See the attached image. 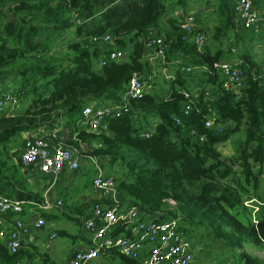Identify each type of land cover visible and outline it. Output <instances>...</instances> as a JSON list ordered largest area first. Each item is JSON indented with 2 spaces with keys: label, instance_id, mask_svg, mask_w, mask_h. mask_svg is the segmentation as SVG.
<instances>
[{
  "label": "trees",
  "instance_id": "trees-1",
  "mask_svg": "<svg viewBox=\"0 0 264 264\" xmlns=\"http://www.w3.org/2000/svg\"><path fill=\"white\" fill-rule=\"evenodd\" d=\"M185 3L0 0V83L17 88L19 103L22 99L27 103L25 109L12 115H0V145L24 132L42 129L44 134H52L62 125L65 130L58 131L57 140L68 130L67 141L63 142L82 155L123 167L121 178L114 179V183L129 205L138 206L147 214L161 212L165 219L180 217L183 234V225L196 223L232 250L246 244L264 246V196L259 192L261 172L255 167L264 163V87L254 77L260 73L259 68H254L247 55H242L243 86L238 94L221 89L217 75H210L206 80L210 100L204 101L205 91H200L199 102L186 116L183 109L187 100L181 90H188L187 82L177 70L165 97L157 102L148 92L140 99H129V112L107 120L106 132H87L79 124L85 106L121 103L131 78L145 71L143 43L154 29L168 45L167 55H177L184 67L209 68L223 60L228 49L223 50L219 44L231 39V31L236 38L230 2L217 6V26L213 25L211 40L201 50L192 42L180 40L183 33L175 26L172 15L165 18L166 26L160 27L163 16ZM194 16L198 21L202 14ZM200 31L196 29L195 33ZM70 33L74 39L66 44L67 52L55 57L59 42ZM104 34L112 37L111 45H93L87 39ZM125 47L131 48L126 61L108 59L110 52L124 51ZM50 51L54 52L49 55ZM102 62L104 65L100 66ZM175 85L181 89L175 90ZM208 114L213 115L209 129L204 127ZM146 116L156 119L147 129L142 127ZM175 117L181 118L179 125L174 123ZM241 128L244 135L236 143L233 155L223 158L217 145L228 141ZM144 133L149 136L143 137ZM78 143H86L88 152H83ZM14 186L0 178L1 195L42 201L19 186L11 189ZM252 197L260 203L256 224L252 209L243 206ZM168 200L174 203L172 210L166 208ZM2 216L8 219L13 214ZM241 254L245 264H263L245 252ZM112 256L121 264H139L116 253ZM25 257L31 259L32 255L22 245L11 255L0 243V264H19ZM42 258V264H52L46 256Z\"/></svg>",
  "mask_w": 264,
  "mask_h": 264
},
{
  "label": "built area",
  "instance_id": "built-area-1",
  "mask_svg": "<svg viewBox=\"0 0 264 264\" xmlns=\"http://www.w3.org/2000/svg\"><path fill=\"white\" fill-rule=\"evenodd\" d=\"M231 11L235 19V26L240 30H261L264 27V14L257 13L256 3L264 0H230ZM173 15V14H172ZM194 12L178 10L172 18L175 26L183 33L182 42H192L197 49H201L206 42L202 33H195L197 24ZM93 45H111L113 42L109 34L87 38ZM144 52L142 61L145 71L139 78L132 77L127 85V91L122 97L120 104L109 106H98L89 104L81 111L80 125L87 132L102 133L108 129L107 120L120 118L127 114L128 100L140 99L149 92L151 81L155 72L165 80H173L175 71L179 70L184 77L195 73L203 74L206 79L210 75H217L220 88L238 94L243 86V70L240 68L245 62L235 54L238 52L234 45L228 48V54L237 57L235 62L218 61L209 68L206 67H184L179 57L174 53L167 55L168 45L158 30H152L143 43ZM131 48L129 47L130 51ZM256 58L264 53L262 48L255 49L253 45L250 53L255 51ZM58 51V49H55ZM54 51H50L51 55ZM249 56V55H247ZM128 53L122 50H114L109 53L110 61L124 62ZM250 59V58H249ZM251 60V59H250ZM256 63V60H251ZM102 62L100 66H103ZM259 74H255L264 87V57L257 63ZM194 71V72H193ZM193 72V73H192ZM192 73V74H191ZM9 84L0 83V115H12L19 104L17 88H7ZM203 100H210L209 88L206 86ZM200 89H182L181 93L187 100L183 114L186 116L196 107L201 95ZM198 110V109H197ZM200 110V109H199ZM174 123L179 125L181 118L175 117ZM213 126V115L208 114L204 119V127L209 129ZM61 130V129H60ZM59 128L52 134H44V131L34 130L24 132L25 137L19 150V159L23 169L31 168V172L49 180L46 192L50 191L57 179L64 173H74L84 166V161L89 162L95 170L91 179V188L98 192L104 201H92L86 198L85 209L78 216L79 224L83 230L86 245L82 248H73L70 251L69 264H94L101 258H110L116 253L125 259L135 261L139 264H194L195 249L185 240L180 231V217L163 218L161 212L153 214L144 213L138 206L129 205L123 195L116 189L114 179L105 173L104 165L108 161L97 157L82 155L72 146L65 145L63 141L57 140ZM151 129L149 130V132ZM148 137V133L142 134ZM202 141L203 138L200 137ZM173 206V202L167 201ZM256 203V206L253 205ZM259 202L247 199L243 206L252 209V220L256 224L255 213L258 211ZM25 206H33L46 210L50 204L45 199L42 203L35 201H23L15 198L5 197L0 194V216L8 213L17 216ZM62 206V200L58 199L56 207ZM37 228L45 226V220L39 217L35 223ZM26 230L22 222L15 218L11 223L2 225L0 221V243L7 249L8 253L14 255L21 248V242ZM55 239L56 234L52 233Z\"/></svg>",
  "mask_w": 264,
  "mask_h": 264
},
{
  "label": "crops",
  "instance_id": "crops-1",
  "mask_svg": "<svg viewBox=\"0 0 264 264\" xmlns=\"http://www.w3.org/2000/svg\"><path fill=\"white\" fill-rule=\"evenodd\" d=\"M229 2L230 4H232L230 0ZM256 6H257V13L259 15L264 14V4L261 1H258L256 3ZM199 13H201V11L200 9H197L196 14ZM210 19H216V15L215 14L212 15ZM212 23L217 25L215 21H212ZM196 24H197V29L201 30L200 32L204 33V36L207 39V42L209 43V41L211 40L210 37L213 34V29H209L207 25H204V27L199 28V20L196 21ZM257 28H261V30L258 29L255 30L263 33L264 36V27L259 26ZM247 32L249 31L240 30L235 26V30H234V33L236 34V38L234 37L235 44L241 45L242 48L244 49H245L244 44L249 43ZM261 41H264V37L261 39ZM232 45L233 43L229 44L230 47ZM237 57L245 60L244 56L242 57V55ZM237 57L231 56L230 54L226 53V55H224L222 58L223 60L220 61L235 62L237 60ZM194 87L195 86H193L192 88L194 89ZM155 122L156 119H154L153 123ZM153 123L151 124V127L153 126ZM65 133L69 134L67 130L65 131ZM24 137H25V133H20L18 135L13 136L8 141V143H4L0 145V178L2 179L3 183H6L7 181L14 183L15 186L12 188L10 187L11 189H15L16 187L19 186L18 189H23L25 193H33L34 195H37L39 199L42 200L39 203H42L43 200L45 199L46 201L49 202L50 207L46 210H41L33 206H25L22 212L17 216H12L11 218L7 219L1 215L0 221L2 222L3 226H6V224L11 223L15 218H17L22 222L23 227L26 230V234L23 236L21 245L22 248L27 249L30 252L32 258L29 259L25 257L22 261L19 262V264H26L24 263V261H27V264H32V263L42 264L41 263L43 259L42 258L43 255L41 254L42 250L50 251V255L48 253H44V254H48V256L46 257L49 259V261L52 264H69L70 251L73 248H77V247L82 248L85 247L86 245L84 233L82 234L83 231L81 232L82 228L78 220V216L85 209V205H84L85 199L90 198L92 201L95 202L98 200L100 202L104 201V199L100 197L101 195L98 192H95L92 188H91V193L89 195L83 196V199L82 196L78 197L77 194H74L75 193L74 189L76 188V186H78L77 176L91 175V179H92L94 177L95 170L90 165V163L86 161L84 162V166L77 172L74 173L64 172L57 179L55 186L50 191L46 192V189L49 185V180L45 177H40L38 174L34 175L31 172V168L23 169L21 166V162L19 159V150L23 143ZM64 144L67 146H71L68 143H64ZM78 145L83 152L85 153L88 152L89 147L86 143H78ZM222 157L226 158L225 156ZM104 169L106 173L108 171L106 165H104ZM113 170L114 172L116 171V169ZM259 192H261L260 188H259ZM58 199L62 200V206L60 207H56V202ZM81 199H82V204H78V201H80ZM249 199L258 201L254 197ZM68 211H72L74 214L70 215ZM47 216L50 217L49 220H46ZM39 217L44 218L45 220L44 227L37 228L35 226V223ZM63 221L66 223H63ZM68 222L76 223V226L79 228L78 234L70 235V233L68 232ZM52 233L56 234L55 239L51 238ZM61 236L63 238H67L70 241L67 243L65 242L60 244L59 238H61ZM224 244L226 243L224 242ZM200 247L201 245L194 247V249L196 250L194 256L195 258L194 264H201L199 263V260L197 258V254L200 251ZM228 248L231 250L229 246ZM241 250H243L246 254L257 258L264 264V246L246 244L244 245L243 248L236 249V251L238 252H240ZM58 251L62 252V257H60L59 260H57L55 257ZM111 259H116V258L114 256L110 258H101L96 260L95 262L97 261L99 262L101 260L109 261ZM229 264H231V262H229Z\"/></svg>",
  "mask_w": 264,
  "mask_h": 264
},
{
  "label": "rangeland",
  "instance_id": "rangeland-1",
  "mask_svg": "<svg viewBox=\"0 0 264 264\" xmlns=\"http://www.w3.org/2000/svg\"><path fill=\"white\" fill-rule=\"evenodd\" d=\"M174 1L177 2L178 0H174ZM228 1L229 0H224V1H222V0H185V2H186L185 5H178L177 7L174 8L175 11H172V10H174V9H172L169 13H167L165 16H163L161 18L160 27L163 28V26H166L167 20L165 18H167L168 16H170L172 14H173L172 16H174V14L178 10H181L184 12H194L196 14V10L200 9V11L203 15L199 19V28L204 27V25H207L209 27V29H213L214 23H212V21H215V19H210V17L215 14L217 6L221 5L223 2L228 3ZM215 26H217V25H215ZM230 36H232L230 40H228V39L224 40L223 42H221L219 44V46L222 47L223 50H225L227 47L228 48L230 47L229 43H233V45L235 46V48L238 51L235 54V56L249 55L248 57L251 60H253V61L256 60V63L255 62H252V63L255 64L254 68L257 69V67H258L257 63L263 60L264 53L261 55V57H259L257 59L256 54H259V52H257V50H256L253 54H251L250 49L254 45L255 49L262 48L264 50V41H261V39L264 37L263 33L256 31L255 29H252L249 32H247V36L249 38L248 39L249 43L244 44L245 49L242 48L241 45L235 44V41L232 40V39H234L232 31L229 33V37ZM73 39H74V36L72 33H70L65 37V40L59 42L58 45H60V46H58V48H57L58 51H56L54 53L55 57H59L62 54L66 53L67 52L66 44L68 42L72 41ZM213 43L217 45L216 42H213ZM123 50L125 52H128V47H125ZM56 55H58V56H56ZM184 79L187 82L185 84L186 88L192 90L193 89L192 87L195 86L194 89L206 90L205 87H206V80L207 79L204 77L203 74L195 73L193 75H187L186 77H184ZM170 86L171 85H170L168 80H165L164 78L159 76L157 74V72H155V75L153 76L152 81H151L149 93H150V95H152V97L157 102H159L163 97H165L167 95V93L169 92ZM174 89L180 90L181 87L178 85H175ZM26 104H27L26 100L22 99L21 102L17 105L15 112H18L22 109H25ZM145 119L146 120L144 122H142V127L147 129L148 126H151V124L153 123L154 118L150 117V116H146ZM60 129H62L63 131L65 130V128H62V125H61V128L59 127V130ZM243 135H244V128H241L239 133H236L235 135H233L228 141L224 142V144H221V145L219 144V146H217V147H218L219 152L222 153V156H225L226 158L232 156L234 153V146H236V143L243 137ZM67 136H68V134H66L65 136L61 135L60 136L61 141H67ZM106 166H107V170H108L106 172V175L112 177L113 179H116V178L120 179L121 178V172L123 171V167L120 166L119 163H115L113 165L108 163ZM255 167L257 169H259L261 172V179H260L261 180V182H260V191L261 192L260 193H261V196H264V163L260 167H259V165H256ZM113 169H116V171L114 172ZM235 169H237V167ZM117 173H120V174H118L119 176L116 175ZM89 174H90V172H89ZM77 181H78V186H76V188L74 189V191H75L74 194H77L78 197L82 196V199H83V196L89 195L91 193V185H90L91 175H89V176H77ZM81 192H82V195H81ZM82 199L80 201H78V204H82ZM166 208H167V210L168 209L172 210L174 207L169 204V205H167ZM68 213L70 215L74 214L72 211H68ZM64 221H63V223H66ZM187 223H188L187 225L182 224L186 230V232H184L183 236H184L185 240L190 243V245H192L194 247L201 245L200 251L197 254V258L199 260V263H201V264H229V262H231V264H244L245 263L244 260L242 259V254H241L244 252L243 250H241L240 252L236 251V249H235V251H232V249L230 250L228 248V246L226 244H224V242H221L220 240L215 239L214 235L209 230L203 229L200 225L196 226V223H193V222H190V223L187 222ZM82 231L83 230H81V232ZM68 232L70 233V235L78 234L79 228L76 226V223L68 222ZM82 234H83V232H82ZM69 241L70 240H68L67 238H63L62 236H61V238H59L60 244L65 243V242L67 243ZM249 245H252V244H249ZM44 253H48L50 255L49 250H42V253H41L43 256H48V254H44ZM55 257L57 260H59V258L62 257V252L58 251L56 253ZM24 263L27 264V261H24ZM94 263L95 264H121L120 261L117 259H111L109 261L101 260L99 262L97 261Z\"/></svg>",
  "mask_w": 264,
  "mask_h": 264
},
{
  "label": "water",
  "instance_id": "water-1",
  "mask_svg": "<svg viewBox=\"0 0 264 264\" xmlns=\"http://www.w3.org/2000/svg\"><path fill=\"white\" fill-rule=\"evenodd\" d=\"M141 74H135L134 77L139 78Z\"/></svg>",
  "mask_w": 264,
  "mask_h": 264
}]
</instances>
